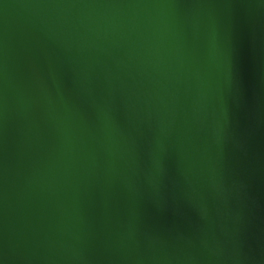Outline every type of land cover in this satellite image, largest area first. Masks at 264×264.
Instances as JSON below:
<instances>
[{"label":"water","instance_id":"1","mask_svg":"<svg viewBox=\"0 0 264 264\" xmlns=\"http://www.w3.org/2000/svg\"><path fill=\"white\" fill-rule=\"evenodd\" d=\"M235 3L219 13L224 24L234 19L243 40L239 96L229 89L227 70L217 68L203 85L174 70L162 80L158 98L126 58L108 64L102 77L91 80L70 69L61 76L48 72L27 28L66 42L56 23L62 13L35 7L30 0H2L0 31L5 33L10 72L19 79L27 61L36 58L44 70L37 75V86L55 94L65 108L75 104L78 86L98 127L94 106L110 90L123 131L109 150L98 130L97 162L82 140L74 176L37 177L26 191L40 132L37 120L24 113L27 92L16 90L13 106L20 135L0 154V192L7 191L6 204L0 203V242L10 252L33 264H126L121 238L135 210L144 217L146 233L157 227L169 232L174 243L167 253L149 240L144 243L159 257L167 254L172 264H192L194 259L197 264H264V6L259 0ZM206 17V9L190 7L193 41L201 37ZM52 54L55 59V46ZM70 55L80 61L79 52ZM209 86H214L212 96L203 90ZM161 138L167 148L163 174L157 166ZM73 187L79 189L83 223L68 210ZM156 201L167 205L166 216L157 215Z\"/></svg>","mask_w":264,"mask_h":264},{"label":"snow or ice","instance_id":"2","mask_svg":"<svg viewBox=\"0 0 264 264\" xmlns=\"http://www.w3.org/2000/svg\"><path fill=\"white\" fill-rule=\"evenodd\" d=\"M30 3L62 13L56 23L63 29L66 42L50 35L45 38L37 28H27L43 53L48 72L61 76L70 69L91 80L102 77L108 64L126 58L146 76L158 98L162 80L168 79L174 70L203 85L210 70L214 75L217 68L226 69L229 89L236 96L242 91L243 40L237 35L234 19L224 24L219 13L221 8H234L235 0H200L196 5L192 0H30ZM259 5L264 6V0H259ZM193 6L207 10L202 35L195 41L188 31V11ZM3 19L0 12V20ZM53 46L57 49L55 59ZM6 47L5 33L0 31V154L7 152L10 140L19 139L13 106L18 88L27 92L24 113L37 120L40 132L26 191L37 177L69 179L74 176L81 162L82 140L89 143L90 158L97 162L98 130L102 131L111 150L110 145L123 131L115 111L116 97L110 90L94 106L99 117L98 127L85 109L78 86L74 87L75 104L71 108L62 107L55 94L37 86V75L44 73L40 61L30 58L25 73L17 79L9 70ZM72 51L79 52V62L71 57ZM203 90L208 96L214 94V86L203 87ZM157 152L158 171L163 174L167 153L163 138L157 143ZM212 171L216 172L215 166ZM3 176L6 181V167ZM6 202L5 189L0 192V203ZM68 202L70 213L83 223L78 188L73 187ZM154 208L159 217L167 215L168 207L163 201L154 202ZM143 224V215L134 210L127 232L121 238L126 264H172L167 254L159 257L154 249H146L144 243L149 240L167 253L174 243L169 232L157 227L146 233ZM0 264H33V261L10 252L0 242ZM192 264H197L195 259Z\"/></svg>","mask_w":264,"mask_h":264}]
</instances>
